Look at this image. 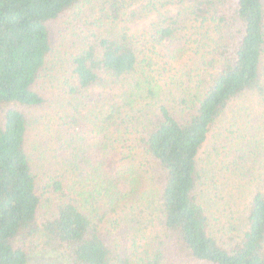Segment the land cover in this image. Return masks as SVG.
Returning a JSON list of instances; mask_svg holds the SVG:
<instances>
[{
	"label": "trees",
	"instance_id": "16d2710c",
	"mask_svg": "<svg viewBox=\"0 0 264 264\" xmlns=\"http://www.w3.org/2000/svg\"><path fill=\"white\" fill-rule=\"evenodd\" d=\"M80 1L0 0V264H27L35 237L67 264H264V0H178L147 37L121 25L140 0H109L69 60L57 204L37 221L23 109L46 101L47 24ZM159 51L169 82L147 69ZM110 214L126 252L100 232Z\"/></svg>",
	"mask_w": 264,
	"mask_h": 264
},
{
	"label": "rangeland",
	"instance_id": "374dc122",
	"mask_svg": "<svg viewBox=\"0 0 264 264\" xmlns=\"http://www.w3.org/2000/svg\"><path fill=\"white\" fill-rule=\"evenodd\" d=\"M108 3L109 0H81L58 19L47 24L51 49L36 82V88L46 101L41 107L23 109L28 121L25 147L36 174L37 191L41 199L37 221L48 216L57 204V194L53 192L51 183L55 179L56 170H61L62 167L61 154L64 151L61 146H65L66 142L63 139L66 135L61 130L62 136H59L55 119L70 110V105L67 104L70 85L69 60L92 38V33L101 34L106 30L108 19L105 17V11ZM180 8L178 0H140L125 10L121 25H125L129 32L135 35L147 37L151 34L152 24L162 21L169 15H175ZM189 43L191 46V41ZM162 52L154 55L147 69L159 82H169L172 79L171 73H176L177 78L180 72L174 70L171 73H164L162 62L168 58H162ZM189 57L188 52L183 59L187 61ZM82 130L86 131L87 128L82 125L76 127L79 135L83 134L85 137V133H80ZM90 138L91 134L86 136L89 141ZM75 144L73 147H77V143ZM82 145H86L85 141ZM80 149L81 147H78V155L83 154ZM72 150L76 151V148ZM113 219L111 214L104 218L99 225L100 232L113 250L118 253L126 252L132 240L129 230L127 232L126 220L119 219V224H109ZM32 241L27 264H67L57 253L49 251L48 248L44 249L40 237H35ZM137 244L141 242L137 240Z\"/></svg>",
	"mask_w": 264,
	"mask_h": 264
}]
</instances>
